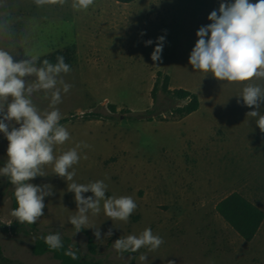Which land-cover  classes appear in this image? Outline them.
I'll return each mask as SVG.
<instances>
[{
    "label": "rangeland",
    "instance_id": "obj_1",
    "mask_svg": "<svg viewBox=\"0 0 264 264\" xmlns=\"http://www.w3.org/2000/svg\"><path fill=\"white\" fill-rule=\"evenodd\" d=\"M72 2L37 6L34 0H0V25L7 29L0 34V48L15 61L75 48L71 71L63 74L72 88L57 105L70 138L54 146V156L80 144L79 162L70 169L75 176L68 183L102 180L106 197L131 196L137 208L127 222L109 219L103 201L99 214L89 212L88 226L102 234L97 240L95 229L85 228L98 244L92 256L86 234H75L68 222L77 211L74 193L53 173L52 164L43 166L46 176L30 181L53 189L44 199L36 230L13 226L20 224L11 215L15 189L0 177L3 256L9 264H59L50 255L31 252L37 235L59 232L81 257L103 264H264V221L256 236L245 241L215 206L238 192L264 211V133L255 123L258 118L246 116L255 108L238 97L246 84L264 87V80L220 82L188 63L197 30L211 23L207 17L221 0H94L87 10L74 9ZM161 35L162 59L154 63L151 53ZM147 40L153 44L146 46ZM158 71L170 76L171 89L196 93L200 108L182 119L172 116L171 110L185 101L162 90L152 98ZM32 100L40 110L47 109L43 92L34 93ZM259 111L264 115V104ZM7 147L0 133V167ZM145 228L162 237L158 249L142 247L133 254L114 249L116 239L138 236Z\"/></svg>",
    "mask_w": 264,
    "mask_h": 264
},
{
    "label": "clouds",
    "instance_id": "obj_2",
    "mask_svg": "<svg viewBox=\"0 0 264 264\" xmlns=\"http://www.w3.org/2000/svg\"><path fill=\"white\" fill-rule=\"evenodd\" d=\"M66 0H34L37 6L64 4ZM94 0H73L72 7L87 10ZM211 22L201 26L196 32V43L192 48L188 63L195 71L211 73L220 82H244L253 79L264 80V0H221L218 9L210 12ZM0 25V34L6 32ZM165 36L157 38L151 53L155 63L162 59ZM146 46L153 44L145 41ZM39 58L31 57L15 61L10 51L0 48V133L8 141L7 159L0 167V177H7L14 186L17 207L11 215L20 224H34L44 215L47 196L53 195L50 184L31 183L36 177L46 176L44 165H53V173L67 181V191L74 193L76 214L68 222L75 228V234L85 228H94L97 240L102 238L99 228L89 225V212L97 215L103 201L104 214L111 219L127 222L137 208L131 196L106 197L107 185L98 180L88 184L73 181V165L80 156L76 145L58 158L54 156V146L64 144L70 138L67 129L60 124L62 114L57 107L62 102V94L68 93L72 85L66 83L63 74L71 71V66L63 56L56 57V63L45 59L37 66ZM29 78H34L30 80ZM43 92L48 107L40 110L32 100L34 93ZM243 104L255 108L246 116L258 118L256 125L264 133V115L259 111L264 104V87L248 83L238 95ZM239 103V100H238ZM88 147V145H83ZM93 195L85 197V193ZM87 226V227H86ZM109 229L106 236L110 237ZM51 250L64 247L59 232L41 237ZM164 241L154 235L151 228H145L138 236L120 237L113 243L118 252L136 253L142 247L158 249ZM65 255L79 259L75 245H69ZM147 260V256H141ZM175 264V261H168Z\"/></svg>",
    "mask_w": 264,
    "mask_h": 264
},
{
    "label": "trees",
    "instance_id": "obj_3",
    "mask_svg": "<svg viewBox=\"0 0 264 264\" xmlns=\"http://www.w3.org/2000/svg\"><path fill=\"white\" fill-rule=\"evenodd\" d=\"M121 4H128L133 0H115ZM63 56L65 62L70 66L75 60L76 52L74 47H67L63 50H55L47 55L41 56L38 60L37 66H40V62L47 59L52 63H56V57ZM171 78L168 74H164L161 71L157 72V80L151 91L152 98L156 99L158 90H162L167 96L174 100L185 101L183 105H178L171 110V115L175 118L182 119L189 114L197 111L200 108V99L198 95L190 90L182 88L171 89L170 88ZM67 119H63L65 121ZM60 121V122H62ZM12 208L15 209L17 201L14 192L11 194ZM216 206L217 213L225 220V222L245 241H251L258 233L263 221L264 211L243 196L241 193L233 192L220 200ZM13 226L17 227H29V231L36 230L37 223L34 224H18L14 222ZM14 228V227H13ZM83 232L87 236V248L92 256L98 253V244L94 237L89 232L83 229ZM49 235L48 233H42L36 236L32 246L31 252L35 256L50 255L53 259L57 260L59 264H103L99 260L87 259L81 257V254L76 246L77 255L79 259L73 260L70 256L65 255V250L68 249L69 245H73L71 239L67 236H61L64 247L59 250H51L48 245L44 242L41 237ZM126 254H133L124 252ZM0 262L1 264H9V260L3 256L2 247L0 245Z\"/></svg>",
    "mask_w": 264,
    "mask_h": 264
}]
</instances>
